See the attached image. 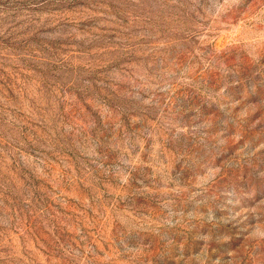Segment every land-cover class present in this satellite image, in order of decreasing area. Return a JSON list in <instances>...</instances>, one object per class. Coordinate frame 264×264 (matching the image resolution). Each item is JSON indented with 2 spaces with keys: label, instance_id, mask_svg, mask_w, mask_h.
I'll list each match as a JSON object with an SVG mask.
<instances>
[{
  "label": "rangeland",
  "instance_id": "obj_1",
  "mask_svg": "<svg viewBox=\"0 0 264 264\" xmlns=\"http://www.w3.org/2000/svg\"><path fill=\"white\" fill-rule=\"evenodd\" d=\"M0 264H264V0H0Z\"/></svg>",
  "mask_w": 264,
  "mask_h": 264
}]
</instances>
